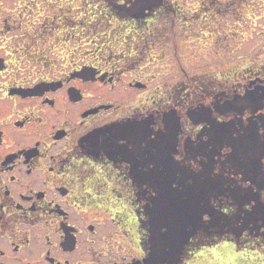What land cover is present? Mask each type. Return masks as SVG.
Masks as SVG:
<instances>
[{"label": "flooded vegetation", "instance_id": "obj_1", "mask_svg": "<svg viewBox=\"0 0 264 264\" xmlns=\"http://www.w3.org/2000/svg\"><path fill=\"white\" fill-rule=\"evenodd\" d=\"M237 2L253 18L234 64L219 55L233 51L232 21H218L228 2L97 0L91 19L90 0H0V264H264V0ZM194 5L196 29L183 20ZM185 27L206 46L191 77L166 46ZM155 110L173 114L145 151ZM176 143L207 158L202 177L172 163ZM226 144L260 190L213 177Z\"/></svg>", "mask_w": 264, "mask_h": 264}, {"label": "snow or ice", "instance_id": "obj_2", "mask_svg": "<svg viewBox=\"0 0 264 264\" xmlns=\"http://www.w3.org/2000/svg\"><path fill=\"white\" fill-rule=\"evenodd\" d=\"M119 2L124 5L125 9H131L133 7V3L136 2V0H119ZM242 100H247V97H242ZM264 109V108H262ZM165 114H168L169 116H171L173 113L168 112V113H164L161 112L160 110H155L152 113V117L155 118V122L152 123L150 125V127L154 130L153 134L150 135L148 137V139L141 145V148L143 150H147L149 147V143L150 142H155L159 139L158 134L160 132H164L165 134H167L168 129L165 126L164 123V117ZM220 124H224V121L221 120ZM212 125L208 124L207 128L211 129ZM245 132L240 133L239 135H244ZM260 134L264 135V127H262L260 129ZM200 139H201V134H200V138L199 139H192V142L194 144H199L200 143ZM202 139L204 141H209L210 137L205 134L203 135ZM120 145L121 146H125L127 147L130 151H135V145L134 144H130L127 140H121L120 141ZM213 147H215V145H210L209 146V150H211ZM221 149H223V153H221ZM220 154L215 156V171L212 173L213 177L216 180H220L222 182L223 178L225 177H229L232 176V179L229 181V184L232 186V188L236 189L237 191H240L241 188L248 190L251 189H258V186L256 184L253 183L252 179H248L246 180L247 183H244L243 181L245 180V174H246V169L244 168H240V166L238 164H236L234 162L233 159H230V157H234L235 155H237L236 153V149L234 146H230V145H224L222 148L218 149ZM170 158L171 161L174 165L178 166L179 168H184V169H188L191 173L196 174L197 176L202 177L204 174V171L201 169L200 165H201V161H205L207 162V158L204 156H199L196 157L195 159L191 158L187 152V148L185 146V149H180L178 150L177 148V143L175 144V151L170 153ZM240 159L243 160L244 156L243 154H240ZM126 164L127 167L131 168V164L128 162H124ZM262 163H264V161H262ZM156 167V165L153 164H149L148 168H152L154 169ZM147 171V169H145ZM243 173V180L238 179L239 174ZM194 181L189 180L188 184H193ZM152 198H158L159 193L157 191L152 190L151 188H148V185H144ZM171 189L176 190V191H180L182 190V186L180 183V178L178 177L176 181L171 183ZM243 195V194H242ZM260 203H264V197H260ZM207 200L206 197H204V202L202 204V207H207ZM257 200L252 199V200H241V203L239 205H237L238 207H242L245 210V214L248 216H255L256 214V208H257ZM220 211L226 212V213H234L236 211L235 207L232 208H228V207H223L220 209ZM206 213V212H205ZM203 214L202 219L204 222L208 221L209 218L212 216L211 212H207L208 214ZM192 228L191 225L186 226V231H190ZM162 231L164 233H167L168 229L164 228L162 229ZM151 247V246H150Z\"/></svg>", "mask_w": 264, "mask_h": 264}, {"label": "rangeland", "instance_id": "obj_3", "mask_svg": "<svg viewBox=\"0 0 264 264\" xmlns=\"http://www.w3.org/2000/svg\"><path fill=\"white\" fill-rule=\"evenodd\" d=\"M237 1H239V0H218V2H223V3L228 2L229 6L233 7V8L226 7L224 12L218 16V21H219V23H224L226 20L232 21L233 29H232V38L231 39H232L233 51H230V54H226L224 47H223V50L219 53V55H220L221 60H225V61L228 60V63L233 62L234 64H237V62L243 61L245 53H247L246 49L248 48L247 41L240 43L236 38L238 36L240 37L241 32L243 34H245L249 31L250 23H251L252 18H253V16H250V17L247 16V12H245L246 7L244 6V8H243L240 4H237L238 3ZM187 4H189V3H187ZM227 8H229V9H227ZM186 11H187V13L185 14L186 15L185 17H187V18L183 19V20L187 23H192V26H194L196 29L198 27V25H196V23H198L200 21V19L203 18L202 14L200 15V13L197 12L195 5H194V7H191L190 9L187 8ZM242 11H244V12H242ZM97 14H98L97 0H90V14H89V16L91 17V19H96V18L100 17ZM99 21H102V20H99ZM205 22H207V21H205ZM223 27H224V25H223ZM230 28L231 27L226 28V29H222V28L221 29L222 30H228V29L230 30ZM196 31L197 30H192V34H196L195 33ZM93 32H95V33H93ZM101 33H102V31L100 29H93L90 33L91 38L98 39V36H100V37L102 36ZM188 34L189 33H188V30L186 27H185V29H182L181 31L176 30L174 37H172L170 34L169 40L166 41L167 42L166 46H167V48H169L170 54H171V48L176 49V59L174 60V62L178 63L179 65L181 62L183 64V66L188 70L189 74L187 73V75H188L187 77H191V76H193V73L195 72V70L191 67V63L193 62V56H192L193 53L192 52L195 51V49H199V50L203 49L204 50L206 46L204 45V43H202V45L188 44L186 42V40L188 39V36H189ZM135 43L138 44L139 42H135ZM159 46H160V44L157 45V48ZM220 46H221V44L217 43L213 48L219 49ZM138 48L141 49L142 45L139 46ZM158 55H161L160 52L158 53ZM177 56H180L179 57L180 60L178 59ZM172 59H173V57H172ZM183 75H185V74H183ZM175 80H179V77L174 78L171 76L169 78V81H175Z\"/></svg>", "mask_w": 264, "mask_h": 264}]
</instances>
